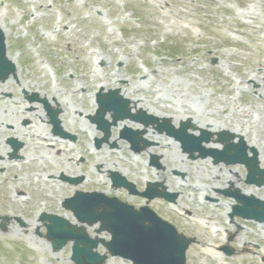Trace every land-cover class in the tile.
I'll use <instances>...</instances> for the list:
<instances>
[{
	"label": "rangeland",
	"instance_id": "rangeland-1",
	"mask_svg": "<svg viewBox=\"0 0 264 264\" xmlns=\"http://www.w3.org/2000/svg\"><path fill=\"white\" fill-rule=\"evenodd\" d=\"M0 26L17 67L16 75L0 80V111L24 128L19 138L11 124L0 123V215L7 217L0 218L5 225L0 228V264H72L71 242L53 251L38 216L42 209L75 222L61 205L73 189L106 190L135 207L144 204L145 198L122 187L111 189L104 166H113L139 190L151 180L178 193L173 204L152 199L148 205L179 231L195 236L186 264H257L264 256V222L231 221L227 214L234 200L218 190L231 188L230 175L234 188L264 199V186L245 183L242 164L189 159L151 126L142 135L150 145L134 153L119 131L125 125L144 126L128 119L111 127L109 141L118 147L104 143L96 148L91 137L102 134L87 116L94 113L100 84L105 90L118 88L133 113L142 109L173 118L174 109L179 114L177 99L196 103L197 110L185 113L175 126L189 119L195 134L203 129L210 139L223 130L238 134L249 154L254 148L261 155L263 148L258 161L264 169V0H0ZM33 94L60 110L62 129L75 141L56 140L42 103L29 99ZM198 113L225 127L197 124L193 115ZM9 138L21 144L17 158L8 155ZM61 174L84 179L63 183ZM198 194L208 198L200 202ZM30 222L36 224L29 227ZM98 226L86 225V230L93 235ZM225 245L231 255L220 250ZM109 264L130 263L112 257Z\"/></svg>",
	"mask_w": 264,
	"mask_h": 264
},
{
	"label": "water",
	"instance_id": "water-1",
	"mask_svg": "<svg viewBox=\"0 0 264 264\" xmlns=\"http://www.w3.org/2000/svg\"><path fill=\"white\" fill-rule=\"evenodd\" d=\"M3 47L4 36L0 33V75L6 72L8 67H12V64L4 57L5 51ZM105 96H109V99L113 102V106L111 107L114 110L112 123L115 124L117 113L124 106L119 103L112 92H109ZM99 102L100 108L98 110V116L95 119L101 121L106 108L103 106L101 99H99ZM51 117L52 122L57 126L58 120L56 116ZM109 125L107 124L105 128L108 129ZM175 135L182 140L183 147L186 149L188 142H191V140L187 138L185 128H180ZM220 139L222 140V137ZM223 140L227 139L223 138ZM200 142L201 140H198L194 147H200ZM222 151L227 157L232 156V159H225L226 163L240 162L245 164L248 169V178L246 180L248 183L254 182L258 185L262 183L264 173H262L260 179L253 177L254 173L259 171L257 160L256 157L250 159L246 156L242 142L237 145L227 142ZM232 151L235 153L232 154ZM142 194L149 198L153 197V195L147 192ZM161 195L170 199L166 194ZM231 195L243 201V206L238 207V210H235L236 213L246 218L264 220V202L254 199L245 200L243 196L238 194ZM68 207L74 210L72 206L68 205ZM234 208L236 209L237 206ZM74 213L78 219L86 220L82 210H75ZM46 217L50 218L51 221V224L47 225V237H51L54 247L61 248L67 240H73L71 258L76 264L105 263L108 255L93 251L98 241L104 243L111 256L119 255L124 258H129L134 264H185V249L191 241H194V238H186L183 234L177 233L175 228L163 222L154 212L148 210L146 207L140 208V211H135L133 207L120 202L114 204L109 215V221L102 222L101 229H107L112 235V239L109 242L97 238L90 239L84 228L70 225L67 220L58 216H42L43 219ZM88 222L90 224L92 223L91 220H88ZM56 227H58V230H56L58 233L52 235Z\"/></svg>",
	"mask_w": 264,
	"mask_h": 264
},
{
	"label": "bare ground",
	"instance_id": "bare-ground-1",
	"mask_svg": "<svg viewBox=\"0 0 264 264\" xmlns=\"http://www.w3.org/2000/svg\"><path fill=\"white\" fill-rule=\"evenodd\" d=\"M5 32V34H6V31H4ZM9 58H11V57H9ZM103 60V59H102ZM139 86V85H138ZM138 86H137V88H138ZM53 95V94H52ZM163 96V95H162ZM164 97V96H163ZM175 97V96H174ZM59 101V100H58ZM184 102V101H183ZM181 100H179V99H177L176 100V104H175V107L174 108H176V106L179 108V114H176V112L178 113V111L177 110H173V114H174V116H173V118H170L171 119V122L173 123V124H176V120L177 119H179L180 117L181 118H183L184 117V115H185V113H192V111H194V110H197V107L199 106L198 104H196L195 103V105L193 106V105H191V102H185V103H183ZM141 103V102H140ZM57 104L61 107V108H63L64 109V107H65V104H64V102L63 101H59V103L57 102ZM66 104H69L68 103V101L66 102ZM132 108H136V104L135 103H133L132 104ZM138 107V106H137ZM168 108V107H167ZM171 108V107H170ZM72 110H74V108L72 107ZM201 113V112H200ZM200 113H198V115H193V117L196 119V121L195 122H197V124L199 123V125H201V126H208V125H211L210 127V129H212V130H216V129H223L225 126H224V124L223 125H221V124H217V122H215V121H213V120H209L208 118H205V117H201L200 116ZM34 114H36L37 116H39L40 118H43V112L41 113V112H39V111H34ZM202 114V113H201ZM62 120V119H61ZM0 123L1 124H11L12 125V131L13 132H15V133H17L18 134V137L19 138H22V130L24 129L23 127H21L18 123H17V121H13V120H11L9 117H8V115H7V113H2L1 111H0ZM2 130H6L5 129V127H3L2 128ZM237 137H235V138H238V134L236 135ZM48 136H46V138H47ZM173 142V141H172ZM171 142V143H172ZM169 143V142H168ZM177 144V143H176ZM208 145H210V146H215V147H219V144H217V143H214V142H210ZM255 146H259L257 143H255L254 144ZM259 150H260V152H261V155L260 154H258L257 155V157H258V159L260 160V157L262 156V152H263V148L262 147H260L259 148ZM47 152V151H46ZM28 157V156H27ZM162 158H164V154H161V159ZM174 166L177 168V166L174 164ZM105 168L107 167V166H104ZM108 168V167H107ZM112 168L111 167H109L107 170H111ZM216 174H220L219 172H217ZM222 174V173H221ZM44 175H46V174H44ZM162 175H163V177H165V179H167L168 181H169V177H168V175L163 171L162 172ZM187 178L190 176L188 173H187ZM185 179H186V176H185ZM228 179L230 180V182H231V184H232V181L234 182L235 181V179H234V177L233 176H230V175H228ZM167 181V182H168ZM234 184V183H233ZM231 187H232V185H231ZM242 191L241 192H243L245 195H256L255 193H253L252 191H250V190H244V189H241ZM104 192H106V191H104ZM63 216H65V217H67L66 215H63ZM32 223L30 222L29 224H27V225H29V227H30V225H31ZM36 224V222H34L32 225H35ZM78 224H80V222L78 223ZM107 264H109V261H107Z\"/></svg>",
	"mask_w": 264,
	"mask_h": 264
}]
</instances>
